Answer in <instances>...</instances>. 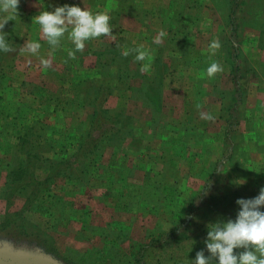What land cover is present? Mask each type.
Here are the masks:
<instances>
[{
  "label": "rangeland",
  "instance_id": "1",
  "mask_svg": "<svg viewBox=\"0 0 264 264\" xmlns=\"http://www.w3.org/2000/svg\"><path fill=\"white\" fill-rule=\"evenodd\" d=\"M64 3L81 0H44ZM85 4L114 35L74 57L71 40L41 38L34 0L3 29L0 264H192L201 250L216 264L209 225L264 188V0ZM30 40L37 54L20 51ZM139 45L148 71L122 54Z\"/></svg>",
  "mask_w": 264,
  "mask_h": 264
},
{
  "label": "clouds",
  "instance_id": "2",
  "mask_svg": "<svg viewBox=\"0 0 264 264\" xmlns=\"http://www.w3.org/2000/svg\"><path fill=\"white\" fill-rule=\"evenodd\" d=\"M19 4L20 0H0V51L14 50L13 44L9 43L8 33L3 29L9 20L17 16ZM33 6L42 9L32 17V23L40 27L41 38L46 39L53 48L60 46L65 38L71 40L74 50H69V57H74L76 51H82L86 42L92 38L114 35L109 11L107 9L93 11L86 6L85 0H81L80 4L62 5H45L44 0H34ZM49 7L52 8L51 11L48 10ZM164 36L165 32L159 31L153 42L160 44ZM41 46L40 40L25 41L20 51L37 54ZM220 47L218 39L209 45L213 53ZM130 52L136 53L137 61H148L141 65V71L150 69V49L139 45L136 48H126L122 54L127 56ZM41 63L47 66L50 61L41 57ZM221 71L223 67L217 61H213L206 69L209 77ZM201 117L207 120L214 119L210 113H201ZM245 182L246 178L236 181L238 185ZM208 188L210 189L211 185H208ZM237 203L241 207L235 220L209 225L206 247L211 255L217 258L216 264H264V211L260 210V206L264 205V188L256 197L240 198ZM239 249L242 250L235 251ZM192 264H209V257L204 255L203 250L198 251Z\"/></svg>",
  "mask_w": 264,
  "mask_h": 264
},
{
  "label": "trees",
  "instance_id": "3",
  "mask_svg": "<svg viewBox=\"0 0 264 264\" xmlns=\"http://www.w3.org/2000/svg\"><path fill=\"white\" fill-rule=\"evenodd\" d=\"M242 2H243V0H242ZM240 4H241V2L239 1L238 2V5L240 6ZM235 12H236V10H235ZM237 14V13H236ZM235 13H234V16L236 15ZM237 16V15H236ZM103 123H105V121L104 120H101V125L103 124ZM101 125H98V127H100ZM104 132H105V130H102L101 131V133H100V135H98L97 136V138H99V136H101L102 134H104ZM97 141V140H96ZM93 145H94V143H92Z\"/></svg>",
  "mask_w": 264,
  "mask_h": 264
}]
</instances>
